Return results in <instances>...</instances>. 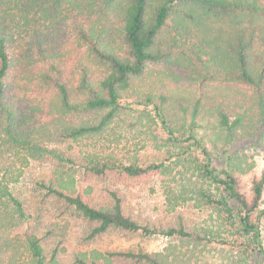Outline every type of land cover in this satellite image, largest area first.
<instances>
[{"label": "trees", "instance_id": "1", "mask_svg": "<svg viewBox=\"0 0 264 264\" xmlns=\"http://www.w3.org/2000/svg\"><path fill=\"white\" fill-rule=\"evenodd\" d=\"M180 85L224 100L203 133L208 94L175 95ZM226 99L236 100L231 111ZM126 117L162 152L126 162L72 147ZM251 151L264 152V0H0V264H59L42 235L19 230L31 214L20 170L14 178L4 162L14 155L51 165L38 185L90 223L89 239L121 231L167 242L159 251L82 250L78 264H188L203 245L226 264H264V170L247 188L241 180ZM173 169L188 174L212 226L126 211L123 177ZM91 182L103 199L90 195Z\"/></svg>", "mask_w": 264, "mask_h": 264}, {"label": "rangeland", "instance_id": "2", "mask_svg": "<svg viewBox=\"0 0 264 264\" xmlns=\"http://www.w3.org/2000/svg\"><path fill=\"white\" fill-rule=\"evenodd\" d=\"M258 46L257 50L261 48L260 45ZM171 91L175 95L185 93L193 96V91L197 95L208 94L203 107L204 117L199 119L202 126L200 132L203 133L210 124L217 123L215 108L219 105L218 103H222L224 100L214 99L215 95L211 94L212 91L201 94L196 91L194 85L190 87L187 85L173 86ZM235 101V99H226L224 110L231 111V107H235ZM126 122H129V118L123 123L120 121L117 126L114 124L115 132L111 129L108 130L104 138L89 135L87 139L81 138L78 142L70 143L74 149L81 150V152H85L87 149H91V151L105 150L126 162L130 160L139 162L153 154L162 152V148L153 143L151 136L146 131L140 130L136 125L126 124ZM236 148L239 147L234 146L233 150ZM250 154H253L252 168L241 176L245 188L250 185V180L255 174L264 170V152L251 151ZM4 162L14 172V178L15 168H18L16 172L20 170L16 186L26 199L31 214V218L19 230L35 231L42 235L43 247L48 258L55 251V257L59 264H78L75 257L82 250L104 251L106 249L141 247L147 251H159L167 244L163 238H141L121 231H108L89 239L86 234L89 231L90 223L71 210L66 202L46 195L45 189L38 185L37 182L49 180L52 175L51 165L48 162L28 159V162L24 164V159L18 158L15 161V155L9 159L4 158ZM223 163V159L216 161L218 166H222ZM178 170L173 169L165 175H143L136 179L123 177L119 185H121V192L125 193L126 211L143 222L167 224L172 222L174 215L180 213L190 224L212 226L214 216L210 208L204 206L188 191L189 185L186 183L188 174L182 176ZM13 184L15 188V183ZM80 187V190L87 187L86 182H81ZM101 188V182H91L90 195L97 199H103ZM173 203L177 204L174 209L171 208ZM193 250L195 257H189L188 264H226L225 258L219 252L212 250L210 246L203 245L197 249L193 248Z\"/></svg>", "mask_w": 264, "mask_h": 264}]
</instances>
